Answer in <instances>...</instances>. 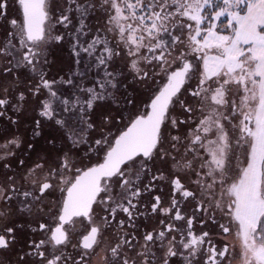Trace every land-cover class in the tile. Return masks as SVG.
<instances>
[{
  "label": "snow or ice",
  "instance_id": "1",
  "mask_svg": "<svg viewBox=\"0 0 264 264\" xmlns=\"http://www.w3.org/2000/svg\"><path fill=\"white\" fill-rule=\"evenodd\" d=\"M0 264H264V0H0Z\"/></svg>",
  "mask_w": 264,
  "mask_h": 264
},
{
  "label": "flooded vegetation",
  "instance_id": "2",
  "mask_svg": "<svg viewBox=\"0 0 264 264\" xmlns=\"http://www.w3.org/2000/svg\"><path fill=\"white\" fill-rule=\"evenodd\" d=\"M10 2H11V0H10ZM10 13L12 16H18L19 15L17 7H16L14 2H12V6L10 8ZM21 131H23V129Z\"/></svg>",
  "mask_w": 264,
  "mask_h": 264
}]
</instances>
